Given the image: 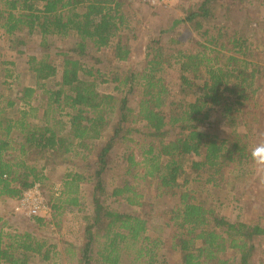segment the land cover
<instances>
[{"label": "trees", "instance_id": "16d2710c", "mask_svg": "<svg viewBox=\"0 0 264 264\" xmlns=\"http://www.w3.org/2000/svg\"><path fill=\"white\" fill-rule=\"evenodd\" d=\"M130 3L0 0V30L14 36L15 47L26 44L17 35L21 32L40 34L42 41L76 38L62 53L61 67L46 57L31 56L35 85L24 86L15 100L0 105V200L21 199L40 184L51 211L33 217L36 223L45 225L77 210L84 222L78 264H125L126 255L132 264H168L162 252L167 241L149 235L154 223L148 211L141 210L145 195L139 186L155 181L161 196L163 192L178 199L166 223L169 248L180 256L177 264H255L257 239L264 243V223L230 220L200 201L191 182L203 179L220 186L231 167L245 175L255 164L251 133L240 128L245 114L257 105L263 72L257 47L251 37L225 25L206 27L224 2L204 0L173 27L188 22L199 38L188 45L174 38L177 45L172 47L154 38L144 68L123 70L116 64L132 53L126 9ZM90 45L108 49L113 64L106 70L89 65L83 57ZM4 64L5 77L13 78L15 62ZM170 71L176 74L178 91L165 76ZM109 83L115 84V93L100 90ZM18 98L23 107L12 116L8 109ZM212 112L225 119L228 136L201 130ZM120 146L126 150L124 175L129 178L109 191L105 175L113 150ZM72 155L88 161L92 172L70 171L57 191L50 187L47 192L49 177L39 160L67 162ZM83 183L94 184L90 214L85 211ZM108 196L121 197L139 211L113 208L106 204ZM12 227L0 214V264H30L35 256L52 259L46 240ZM259 263L264 264V254Z\"/></svg>", "mask_w": 264, "mask_h": 264}, {"label": "rangeland", "instance_id": "374dc122", "mask_svg": "<svg viewBox=\"0 0 264 264\" xmlns=\"http://www.w3.org/2000/svg\"><path fill=\"white\" fill-rule=\"evenodd\" d=\"M204 0H175L170 5L151 6L138 0H130L129 6L126 7L131 20V39L132 53L129 60L119 62L116 65L123 70L143 69L146 65V55L148 52V43L154 38H162L167 47L177 45L175 40L180 39L185 45L193 38H199L196 31L191 29L188 22H176L185 16L190 8L197 9ZM222 5L213 13L206 22V27L216 25H225L231 32L237 31L244 36H249L254 41L258 57L261 59L263 72L259 78V92L257 95V105L252 108V112L245 114V122L240 131H249L253 139L254 147L264 142V6L262 0H223ZM230 4V5H229ZM215 29V28H214ZM26 33V32H25ZM23 32L17 34L26 39V44L17 46L14 42V36L7 35L3 29L0 30V105L7 103V99L15 100L18 92L24 86L35 85L34 74L29 70V59L31 56L39 58L46 57L49 61L61 67L64 55L75 43L76 38L50 37L42 41L40 34L28 36ZM182 46V44H179ZM88 55L83 59L96 68H109L113 63L110 59L108 49H97L94 46L89 47ZM5 61H14L15 76L13 78L5 77ZM106 70V69H104ZM167 81L174 91H178L176 74L170 71L165 75ZM114 83L101 84L100 90L108 93L116 92ZM15 97V98H14ZM136 96L132 100L136 101ZM18 104L14 108H9L10 115L15 116L17 109L23 107V103L17 99ZM248 111V110H247ZM255 118V119H254ZM228 136L230 127L226 124L225 119L219 112H212L210 118L201 124V130ZM16 145V144H15ZM17 146V145H16ZM125 147H116L112 153L113 163L105 180L110 191L112 187L121 184L125 176ZM137 152V151H136ZM94 157V156H93ZM93 160V158H92ZM88 161L72 155L69 161L60 159L44 163L39 160L40 166L45 165V173L49 177L48 186H44L48 192L50 187L57 191L61 186L62 179L70 171H83L89 173L92 169L87 166ZM87 166V168L85 167ZM195 177V175H194ZM94 184H82V197L85 205V211L92 213ZM144 192L145 207L141 210L148 211L151 222L154 227L149 230V235L157 238L166 239L163 253L166 256L168 264H177L180 260L178 253L169 248L168 240L170 239V229L166 223L170 219V211L178 202L176 196L162 192V196L156 188L155 181H146L139 186ZM191 188L196 190L197 198L208 207L232 221L242 220L247 223H264V165L255 162L253 167L248 169L247 174H242L238 167L234 166L228 169L224 183L220 186L207 184L205 180L199 179L191 182ZM19 199L5 198L0 200V214L3 215L9 223L13 225L12 230L31 231L39 239L46 240L45 247H52V259L43 260L40 256H35L30 264H78L79 249L82 243L84 232V222L82 216L77 210H68L61 217L53 220V215L48 217L51 220L45 225L36 223L33 217H29L17 211ZM106 204L120 209L122 211H139L138 207H133L119 197L108 196ZM257 256L255 264H260V258L264 254V243L260 238L257 239ZM56 246V247H54ZM132 257L125 256V264H132Z\"/></svg>", "mask_w": 264, "mask_h": 264}, {"label": "built area", "instance_id": "2783aa9c", "mask_svg": "<svg viewBox=\"0 0 264 264\" xmlns=\"http://www.w3.org/2000/svg\"><path fill=\"white\" fill-rule=\"evenodd\" d=\"M140 2L149 4L151 6L170 5L175 0H138ZM17 211L29 216H43L46 217L50 214V206L47 203L45 195L42 191L40 184L27 189L21 199H19Z\"/></svg>", "mask_w": 264, "mask_h": 264}, {"label": "clouds", "instance_id": "9594fccd", "mask_svg": "<svg viewBox=\"0 0 264 264\" xmlns=\"http://www.w3.org/2000/svg\"><path fill=\"white\" fill-rule=\"evenodd\" d=\"M253 161L259 165H264V142L257 144L251 152Z\"/></svg>", "mask_w": 264, "mask_h": 264}]
</instances>
